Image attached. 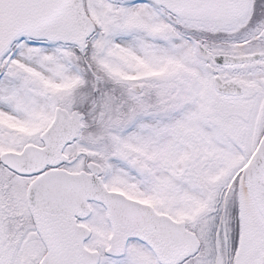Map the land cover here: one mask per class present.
Instances as JSON below:
<instances>
[{
    "label": "snow or ice",
    "instance_id": "1",
    "mask_svg": "<svg viewBox=\"0 0 264 264\" xmlns=\"http://www.w3.org/2000/svg\"><path fill=\"white\" fill-rule=\"evenodd\" d=\"M0 264H264V0H0Z\"/></svg>",
    "mask_w": 264,
    "mask_h": 264
}]
</instances>
